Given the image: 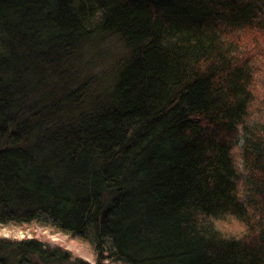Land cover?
I'll list each match as a JSON object with an SVG mask.
<instances>
[{
    "label": "trees",
    "instance_id": "trees-1",
    "mask_svg": "<svg viewBox=\"0 0 264 264\" xmlns=\"http://www.w3.org/2000/svg\"><path fill=\"white\" fill-rule=\"evenodd\" d=\"M32 225L95 264H264V0H0V226ZM0 263L92 264L36 238Z\"/></svg>",
    "mask_w": 264,
    "mask_h": 264
},
{
    "label": "rangeland",
    "instance_id": "rangeland-1",
    "mask_svg": "<svg viewBox=\"0 0 264 264\" xmlns=\"http://www.w3.org/2000/svg\"><path fill=\"white\" fill-rule=\"evenodd\" d=\"M91 50V51H90ZM125 50L122 45L115 39L105 41L103 44H98L94 48L86 51L81 63H77V68L83 69L86 72V77H95V74L102 73L107 70L116 60L123 57ZM243 146V134L239 136V147ZM239 150V149H238ZM237 150V151H238ZM239 157V158H238ZM240 155L236 160L243 172ZM36 238L50 244L51 246H59L72 252L75 257L82 258L92 264L96 263L95 252L92 246L82 240L71 238L70 236L58 232L52 228H45L39 225L15 227V226H0V239H9L13 241H22L26 239ZM105 264H116L110 260H106Z\"/></svg>",
    "mask_w": 264,
    "mask_h": 264
},
{
    "label": "water",
    "instance_id": "water-1",
    "mask_svg": "<svg viewBox=\"0 0 264 264\" xmlns=\"http://www.w3.org/2000/svg\"><path fill=\"white\" fill-rule=\"evenodd\" d=\"M1 264V263H0Z\"/></svg>",
    "mask_w": 264,
    "mask_h": 264
}]
</instances>
